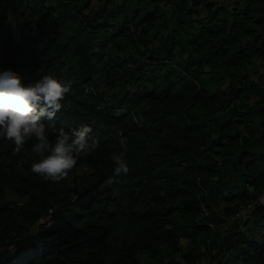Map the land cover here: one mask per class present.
I'll use <instances>...</instances> for the list:
<instances>
[{"label":"trees","instance_id":"obj_1","mask_svg":"<svg viewBox=\"0 0 264 264\" xmlns=\"http://www.w3.org/2000/svg\"><path fill=\"white\" fill-rule=\"evenodd\" d=\"M6 71L100 146L56 183L0 136V264H264V0H0Z\"/></svg>","mask_w":264,"mask_h":264},{"label":"clouds","instance_id":"obj_2","mask_svg":"<svg viewBox=\"0 0 264 264\" xmlns=\"http://www.w3.org/2000/svg\"><path fill=\"white\" fill-rule=\"evenodd\" d=\"M70 90V85L52 76H44L26 87L16 73H0V136L14 143V154L34 139L31 151L39 159L32 164V171L56 183L68 178L81 156L95 153L100 146L98 139L91 136L92 128L87 126L70 132L61 128L54 142L50 141L48 129L56 131L55 117ZM110 158L116 175L128 173L122 155L113 154Z\"/></svg>","mask_w":264,"mask_h":264},{"label":"rangeland","instance_id":"obj_3","mask_svg":"<svg viewBox=\"0 0 264 264\" xmlns=\"http://www.w3.org/2000/svg\"><path fill=\"white\" fill-rule=\"evenodd\" d=\"M85 168H79L77 171H76V174L77 175H81V174H84L86 173L85 171ZM6 200L10 201L11 204H23L25 202V199L23 198H20V197H14L12 196L10 193L7 194V197H6Z\"/></svg>","mask_w":264,"mask_h":264},{"label":"built area","instance_id":"obj_4","mask_svg":"<svg viewBox=\"0 0 264 264\" xmlns=\"http://www.w3.org/2000/svg\"><path fill=\"white\" fill-rule=\"evenodd\" d=\"M259 202H260V204H262V205H264V194L259 198ZM250 208V207H249ZM202 210H203V213H204V215H206L207 214V211H206V209L204 208V207H202ZM52 213V210L50 211H48V215L46 216V217H44V220L45 221H47V222H49L50 221V214ZM240 216V214H236L235 216H234V218H238ZM43 219V218H42ZM41 219V220H42ZM180 261V259H178V262Z\"/></svg>","mask_w":264,"mask_h":264}]
</instances>
